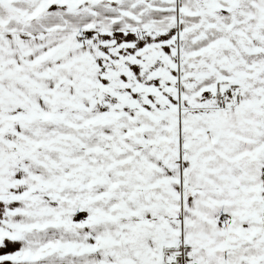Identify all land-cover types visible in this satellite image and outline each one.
Segmentation results:
<instances>
[{"label":"snow or ice","instance_id":"obj_1","mask_svg":"<svg viewBox=\"0 0 264 264\" xmlns=\"http://www.w3.org/2000/svg\"><path fill=\"white\" fill-rule=\"evenodd\" d=\"M0 264H264V0H0Z\"/></svg>","mask_w":264,"mask_h":264}]
</instances>
